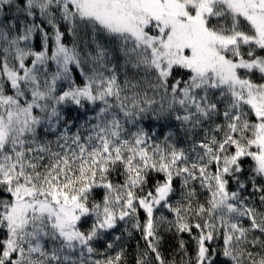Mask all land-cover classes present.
I'll use <instances>...</instances> for the list:
<instances>
[{"label":"snow or ice","instance_id":"1","mask_svg":"<svg viewBox=\"0 0 264 264\" xmlns=\"http://www.w3.org/2000/svg\"><path fill=\"white\" fill-rule=\"evenodd\" d=\"M133 239L264 264V0H0V264Z\"/></svg>","mask_w":264,"mask_h":264},{"label":"trees","instance_id":"2","mask_svg":"<svg viewBox=\"0 0 264 264\" xmlns=\"http://www.w3.org/2000/svg\"><path fill=\"white\" fill-rule=\"evenodd\" d=\"M130 243H131V247L128 249V255H129V264H132V255L135 250V239H133ZM165 249H166V254H168L167 245L165 246Z\"/></svg>","mask_w":264,"mask_h":264}]
</instances>
